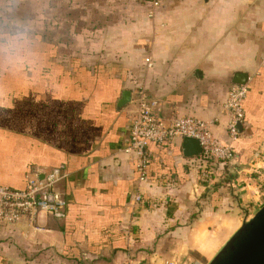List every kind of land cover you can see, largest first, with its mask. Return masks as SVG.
Listing matches in <instances>:
<instances>
[{
    "label": "crops",
    "instance_id": "crops-1",
    "mask_svg": "<svg viewBox=\"0 0 264 264\" xmlns=\"http://www.w3.org/2000/svg\"><path fill=\"white\" fill-rule=\"evenodd\" d=\"M154 2L49 0L45 79H0V185L21 191L34 174H68L58 185L65 219L0 222V264H208L262 204L264 0H160L150 17ZM239 73L248 94L235 161L202 165L183 140L151 143L140 183L126 150L141 90L162 121L214 122L227 143L223 105ZM124 91L132 102L119 109Z\"/></svg>",
    "mask_w": 264,
    "mask_h": 264
},
{
    "label": "built area",
    "instance_id": "built-area-1",
    "mask_svg": "<svg viewBox=\"0 0 264 264\" xmlns=\"http://www.w3.org/2000/svg\"><path fill=\"white\" fill-rule=\"evenodd\" d=\"M150 17L155 15V8L159 7L160 0H154ZM152 55L145 58V67H154ZM248 94L247 85L233 84L229 90L223 111L228 115L227 131L229 141H219L214 137L212 128L214 122H206L192 117H178L167 123L158 118L155 109L158 103L152 100L143 89L134 101L136 112L130 129L131 145L126 151L137 155L136 171L139 182H147L148 157L147 148L151 143L162 144L174 140L191 138L197 140L203 152L196 157L202 165L208 163L231 164L235 161V151L232 143L236 142L241 133L239 124L245 120L244 103ZM68 177L63 166L51 169L40 179L37 174L28 180L24 190L16 191L0 185V222L17 224L28 221L34 225L45 215L57 220L66 218L67 203L65 197L58 190L61 181ZM136 203L141 202L142 196L136 195ZM125 264H133L128 258ZM164 264H181L177 260L166 261Z\"/></svg>",
    "mask_w": 264,
    "mask_h": 264
},
{
    "label": "clouds",
    "instance_id": "clouds-1",
    "mask_svg": "<svg viewBox=\"0 0 264 264\" xmlns=\"http://www.w3.org/2000/svg\"><path fill=\"white\" fill-rule=\"evenodd\" d=\"M49 8V0H0V79H45L51 65L43 36Z\"/></svg>",
    "mask_w": 264,
    "mask_h": 264
},
{
    "label": "water",
    "instance_id": "water-1",
    "mask_svg": "<svg viewBox=\"0 0 264 264\" xmlns=\"http://www.w3.org/2000/svg\"><path fill=\"white\" fill-rule=\"evenodd\" d=\"M247 83L248 75L243 73L236 75L234 84L247 85ZM131 102L132 93L124 91L118 102V108L122 109ZM243 130V124L240 123L241 134ZM182 148L187 158L198 157L203 152L200 143L191 138L183 140ZM208 264H264V205L252 218L242 223Z\"/></svg>",
    "mask_w": 264,
    "mask_h": 264
},
{
    "label": "rangeland",
    "instance_id": "rangeland-1",
    "mask_svg": "<svg viewBox=\"0 0 264 264\" xmlns=\"http://www.w3.org/2000/svg\"><path fill=\"white\" fill-rule=\"evenodd\" d=\"M46 25H48V23ZM260 194H261V196L264 195V184L262 185V189L260 190ZM261 200H262V204H260L259 206L262 207L264 205V198H262ZM259 206H256L255 208L249 207L247 209V211L244 212V214H246V217L249 219L252 218L261 209ZM239 215H240L239 209H237L234 216H229V217L225 218V220H224V223L226 225L224 228L225 233L221 234L225 239L236 228V226H237L236 221L238 220Z\"/></svg>",
    "mask_w": 264,
    "mask_h": 264
},
{
    "label": "trees",
    "instance_id": "trees-1",
    "mask_svg": "<svg viewBox=\"0 0 264 264\" xmlns=\"http://www.w3.org/2000/svg\"><path fill=\"white\" fill-rule=\"evenodd\" d=\"M208 164H212V162H210V163H208ZM216 164H218V165H222V166H223V164H221V163H216ZM224 166H226V165H224Z\"/></svg>",
    "mask_w": 264,
    "mask_h": 264
}]
</instances>
